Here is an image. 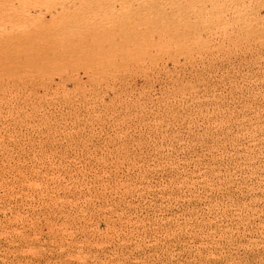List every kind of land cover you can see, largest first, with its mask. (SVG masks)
Masks as SVG:
<instances>
[{
    "label": "rangeland",
    "instance_id": "374dc122",
    "mask_svg": "<svg viewBox=\"0 0 264 264\" xmlns=\"http://www.w3.org/2000/svg\"><path fill=\"white\" fill-rule=\"evenodd\" d=\"M0 264H264V0H0Z\"/></svg>",
    "mask_w": 264,
    "mask_h": 264
},
{
    "label": "bare ground",
    "instance_id": "6f19581e",
    "mask_svg": "<svg viewBox=\"0 0 264 264\" xmlns=\"http://www.w3.org/2000/svg\"><path fill=\"white\" fill-rule=\"evenodd\" d=\"M110 31V30H109ZM44 35V34H43ZM90 39V38H89ZM71 40L72 39H70V40H68V42L70 43L71 42ZM82 39H79V41H81ZM113 41V40H112ZM73 45V47L75 46L74 44H72ZM78 46V45H77ZM81 47V46H80ZM76 48V47H75ZM47 49V48H46ZM51 50V49H50ZM59 50V49H58ZM55 52V51H54ZM48 53V52H47ZM62 55H64V54H62ZM219 263V262H218Z\"/></svg>",
    "mask_w": 264,
    "mask_h": 264
}]
</instances>
